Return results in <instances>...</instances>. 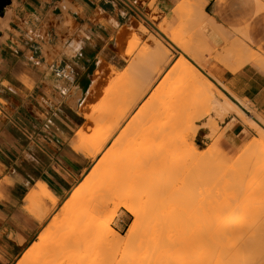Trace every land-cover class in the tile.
Listing matches in <instances>:
<instances>
[{
  "label": "rangeland",
  "instance_id": "rangeland-1",
  "mask_svg": "<svg viewBox=\"0 0 264 264\" xmlns=\"http://www.w3.org/2000/svg\"><path fill=\"white\" fill-rule=\"evenodd\" d=\"M130 1L122 0L123 4L132 11L135 16L133 21L137 24L123 25L118 35H113L110 39L116 40L114 49H117L122 60L121 68L118 69L104 60L101 66H97L98 70L101 68L99 71L96 68L97 72L95 70L85 72L92 74L93 83L87 93L79 91L76 104L74 102L76 106L74 107L81 116L79 121L82 124L78 132L84 134L82 146L88 147V142L96 136L100 127L121 120L126 112L123 109L124 107L127 109L132 103L131 96L135 92L136 84L145 72L153 81L147 93L153 101L148 106L149 109L144 107V100L140 101L121 121L118 131L105 143L100 152L94 158H89L90 166L78 177L72 187V189L75 187L81 189L78 200L72 199V189L60 200L51 196L46 185L30 191L35 203L42 204L41 202L44 201L45 206L40 215L31 213L35 215L40 225L25 250L30 246L33 247L42 238L50 237L47 233L52 232L51 227L55 218L59 216L63 204L67 205L69 213H73L69 218H64L62 232L67 230L69 232L72 228L74 232H69V235L75 234L77 240L73 244L63 242V246L58 245L59 248L52 246V252L55 253L51 252V256L46 260L48 263L44 264H107L108 262V264H167L173 261L176 263L186 258L184 247L192 240L194 232L201 231V227H203L201 231L203 237L207 231L205 238L212 237L210 240L221 241L222 237L216 235L214 220L220 213L219 209H225L230 205L231 188L243 177L241 176L244 175L243 172L247 175V169L248 171L257 169L251 174L259 175L260 173L256 171L260 170L261 165V169L264 168V133L259 129L260 127L245 114H238L253 129L251 139L238 141L234 146H226L228 140L233 141L222 126L233 112H239L234 109L227 110L228 113L214 111L205 94L199 91L196 84L175 72L173 65L182 57L180 50L173 46L156 27L158 22L165 24L166 31L173 33L178 39L194 47L199 46L210 60L206 70L211 71L214 80H217L215 72L217 65L221 64L227 69L236 70L234 58L233 60L228 58L224 48L226 45L229 48L230 46L236 48L239 43L235 40L234 33L217 23L214 17L206 12L209 0H164L163 4L161 0ZM263 2L261 0L260 9L264 8ZM16 6V1L12 2V5L7 7L9 11L6 14L12 13ZM61 13V16L52 14L50 21L61 30L68 31L71 36L74 33L73 20L63 7ZM4 15L1 16L4 24L2 31L8 27V18ZM148 15L156 21L148 20L145 17ZM140 24L146 27L147 33L139 29ZM240 32L243 36L244 32ZM151 35L162 40L163 49H168H166L168 51L166 59L159 60L155 55L157 52L148 43ZM43 36L48 39L46 31ZM242 40L243 38L239 42ZM244 42L243 40L240 44ZM56 48L57 55L62 51L73 54L69 48L64 50L60 45ZM81 73V70H77V75ZM95 73L99 74L95 75ZM96 91L98 92L95 94ZM222 97L226 95L223 94ZM94 106L98 107L97 109L112 111L110 117L93 121L82 116L84 110L94 109ZM151 108L155 109L154 112L150 110ZM147 112L148 115H152L148 117L151 120L147 118L149 121L146 119ZM137 119L142 122L137 124L135 121ZM114 137L116 141L113 140ZM183 140L187 141L185 148L178 146ZM193 146L196 147V151L192 150ZM262 177L260 174L259 178L264 181V174ZM260 183L263 184L262 181ZM262 193L259 194L263 197L257 194L259 196L252 198L250 203L264 210L262 208L264 192ZM0 198H3L2 194ZM126 203L137 210L141 219L140 232L132 238L127 236V232L135 217L125 208ZM30 205L32 209L37 208L34 204ZM31 208L27 209L28 212ZM123 215L127 225L118 231L115 222ZM210 220L213 221L211 229ZM109 228L120 235L109 233ZM213 234L218 238H213L215 237ZM222 239L223 243L227 240V242L231 241L228 238ZM202 253H205L203 248L199 254ZM19 258L13 264H16ZM224 263L234 264L230 261Z\"/></svg>",
  "mask_w": 264,
  "mask_h": 264
},
{
  "label": "crops",
  "instance_id": "crops-1",
  "mask_svg": "<svg viewBox=\"0 0 264 264\" xmlns=\"http://www.w3.org/2000/svg\"><path fill=\"white\" fill-rule=\"evenodd\" d=\"M11 5L8 0L3 10L8 27L5 33L0 30V37L6 35L0 38V264H13L40 225L27 210V194L46 185L60 200L90 166V159L71 145L82 124L73 102L78 90L87 93L93 83L85 72H94L104 60L121 68L116 40L110 39L135 19L122 0H18L6 15ZM62 7L74 23L71 36L50 21L52 14H62ZM207 7L217 23L264 56V8L258 0H209ZM58 45L73 54L57 55ZM255 67L248 63L232 71L219 64L215 72L222 92L245 116L262 121L264 70ZM222 128L233 141L226 146L250 140L253 133L237 112ZM126 225L124 215L116 219V230Z\"/></svg>",
  "mask_w": 264,
  "mask_h": 264
},
{
  "label": "bare ground",
  "instance_id": "bare-ground-1",
  "mask_svg": "<svg viewBox=\"0 0 264 264\" xmlns=\"http://www.w3.org/2000/svg\"><path fill=\"white\" fill-rule=\"evenodd\" d=\"M15 1L17 3V0H12V2H15ZM259 3L261 4V0L259 1ZM6 11H7L6 13H8L9 8L8 9L6 8ZM1 16H0V30L4 26L3 21L1 19L2 18ZM145 17L150 21H156V19L153 18L152 16L148 15ZM65 22H66V20H65ZM156 27L169 40V42H171V44H173V46L177 47L180 50V54L182 57L181 58L179 57L180 59L177 60L175 62V64L173 65V66H175V67H173L175 72H177L180 75L187 77L188 79L191 80V82L193 81L194 84H196V87L199 89V91H202L205 94L206 98L208 99V101L210 103V106L213 108L214 111H217V112L222 111L221 113H223V112H226L227 110L229 111V110L234 109V110L239 112L237 114H240V115L245 114L244 111L230 97H228L227 95H226V97H222V95L224 93H221L222 91L220 89V84L217 82V80H214L212 72L206 70V65L209 64L210 60L208 58H206L204 51L201 48H199V46L194 47V46L190 45L188 42L178 39L173 33L166 31L165 24L158 22ZM139 29H141V31L143 33H147V29L144 25H141V27ZM3 33H5V32L3 31ZM5 36L3 34L0 38L4 39ZM154 37L155 36L151 35V37L148 39V43H150V45L153 46V48L157 52L158 55L157 54H155V55L158 57V59L164 60L168 57V51H167L168 49L166 47L165 48L167 50L163 49L164 45L162 43V40H160L159 38H154ZM235 37H236L235 40L239 44H240V42L243 43V40L239 42V40H241L240 37H238L236 35H235ZM243 37H246L245 32H244ZM232 44H233V42H232ZM238 45H236V46L234 45L236 48H231V46L229 48V47H227V45L224 48L225 52L227 53L228 58H230V59L234 58V60L233 59L232 60L235 61L236 70H238L239 68H241L242 66H244L248 63L257 65V67H260L262 70H264V56L259 51H256L252 47L248 46V44L246 42H244V44H240V46L237 48ZM228 46H229V44H228ZM66 50H68V49H66ZM224 55H226V54H223V56ZM166 61H168V60H166ZM233 64H234V62H233ZM99 66H101V65H99ZM161 66H162V64H161ZM257 67H255V68H257ZM109 68H111V67H109ZM100 69L101 68H99V70ZM96 70H98V68ZM236 70L234 69V71H236ZM96 74H99V73H95V75ZM70 76H72V75H70ZM154 76H156V75H154ZM97 80H98V83H100L98 78H97ZM139 80L140 81L136 84L134 94L131 91V93L133 94L131 96V98H132L131 102L132 103L129 105V107L127 109H126V107H124L125 109H123V110H126V112L122 116L121 120L120 121L118 120L117 122L115 120L114 124L111 123L112 125L105 124L106 127H105V125L100 127V129L96 133V136L91 141L88 142L87 148H84L82 146L84 134L79 133L80 131L79 132L77 131V133H76V135H75V137L71 143L72 148L76 152L81 153L85 157L94 158L96 156V154L98 152H100V150L103 148L105 143L110 138H112L113 135H115V132L118 131V128L121 124V121L128 115L130 110L135 108L138 105V103L142 100H144V103H143L144 107L148 108V106L151 104V101H153L152 100L153 98H151V96L148 97L147 93L149 92L151 84L153 83V81L149 78L147 72L143 73L142 76H140ZM153 80H154V78H153ZM97 87H99V85H97ZM79 91L80 90H78L77 95L79 94ZM97 92L98 91H96L95 94ZM91 96H93V95H91ZM221 97L223 98V100L220 99ZM154 98L156 99V97H154ZM72 100H73V98H72ZM76 102H77V99H76ZM76 102H75V104H76ZM157 102H158V100H157ZM70 103L73 106L74 102L73 103L70 102ZM241 103H243V102H241ZM125 105H127V104H125ZM159 105H160V103H159ZM242 105H244V104H242ZM97 108L98 107H95L94 109H90L89 111L84 110L82 112V116L85 118H88L89 120H93V121H95V119H99V118L100 119L104 118V120H105V119H107L106 117H108V118L110 117L109 114H110V112L112 113V111H109V110L106 111V110L97 109ZM152 108H154V106ZM152 108L150 109L151 111L155 110V109L152 110ZM158 108H159V106H158ZM148 109H146V110L148 111ZM151 111H150V113H151ZM148 112L146 113L147 115L149 114ZM226 113H228V112H226ZM153 114H155V113H153ZM118 115H119V113H118ZM150 115L146 116V119ZM111 116H113V115H111ZM152 118H154V117H152ZM148 119H150V118H148ZM148 119H147V121H149ZM252 120L251 121L255 122L256 125L259 124L258 122L264 121V120L260 121L258 118H253ZM107 121H106V123H107ZM135 121L137 124L142 122L141 120L139 121V119H137ZM263 125H264V122H263ZM258 126H260V125H258ZM103 127H105V128H103ZM259 129L264 133V129L261 128V126ZM81 130H82V128H81ZM116 137H117V135H116ZM113 140H115V137L113 138ZM185 141L186 140H183L180 143L181 146L180 145H178V146L185 148V146H186L185 144H187L186 143L187 141L186 142ZM182 145H184V146H182ZM183 148H182V150H183ZM192 150L196 151V147L193 146ZM101 159H99V161ZM255 162H253V163H255ZM261 164H263V163H261ZM249 165H248V167L250 169ZM261 167H262V165H261ZM261 167H260V170H258V172L256 171V173H260L261 177H262V174H264V168L261 169ZM252 169H254V168H252ZM255 170H257V169H254V171ZM254 171L253 170L248 171V169H247V172H246L247 175L245 174V172H243L244 175L240 174L243 177L240 179L238 178L239 180L236 179L237 181L235 182V185H233L234 187L231 188L232 190H230V191H232L230 193L231 194V197H230L231 201L229 199L230 205L229 206L227 205L228 207H226V208L224 207L225 209H219L220 213L219 214L217 213L218 215L215 217V220L213 218V220L215 221L214 228L216 225L215 230H217L216 235H219L224 239L228 238L231 241L227 242L228 241L227 240L226 241L227 244H226V242L225 243L221 242V241H224L222 238H221V241H219V242L218 241L215 242L216 239L210 240V239H212L211 236H210L211 237L210 239H207V238H205L207 235V231L205 230L206 233L204 231L205 236L203 237V232H201L203 230L202 229L203 227H201V229L198 228L201 231L200 232L199 231L194 232L192 234V237H191L192 240L189 243H187L186 246L184 247V249L186 251V258L181 259L180 261H177V262L175 261L176 263H174V261H173V262H168L167 264H225L224 262H226V261L234 262V264L235 263L236 264H264V212H263L264 210L261 209V207H258L257 205L254 206L253 204H251L252 201H250L252 198H254V197L256 198V196L261 195L259 193L264 192V185H263L264 181L259 178L260 174L259 175L258 174H251ZM240 175H238V176H240ZM258 179H260L259 182H257ZM261 181L263 182V184L260 183ZM80 190L81 189H79L78 187H75L72 189L71 197L73 200H78V198H79L78 195H79ZM230 194H229V196H230ZM257 194H259V195H257ZM25 200L28 203L27 209H29V207L31 208L30 204H34V206L35 205L37 206V208L36 207H33V209L31 208L29 210V212L34 213L36 215H40V212L44 209V206H45L44 201L41 202L42 204L35 203L34 196L32 195L31 192H29L27 194ZM48 201L52 202L51 200H48ZM97 206L99 207V205H97ZM263 206H264V204H263ZM263 206H262V208H264ZM125 208L128 210V212H130L135 217L133 224L129 227L128 232H127V236L129 238H132L133 236L137 235L140 232V229H141L140 222H139V220H141L140 214L137 212V210L132 208L127 203L125 205ZM59 211H60L59 216L57 218H55L54 223L51 227L52 232L47 233L50 235V237L48 236V238H42L33 247L32 246L28 247L25 251H23L24 253L22 252V254H21L22 256L18 259L16 264H40L41 262L43 264L45 262L48 263L46 260L49 258V256H51V252H52V248H53L52 246H54V248L55 247L59 248V246H63L64 243H70V244L72 243L73 244L74 241L77 240L75 234L73 235V233H72V235L74 237L72 235H69V232H71V231L74 232V230H71L72 228L69 229V232H68V230H67V232L66 231L62 232L64 229L63 226L65 223V219L72 216L73 213H69L70 210H69V208H67L66 204L65 205L63 204ZM39 217L40 216H38V218ZM90 219L92 220V218H90ZM210 223L212 225L209 224L210 225V226L208 225L209 228L211 226L213 228V221L210 220ZM207 227H205V229H207ZM108 230H109V233H112L113 235H116V236L120 235L117 231H114L111 228H109ZM208 233H209V230H208ZM215 233H216V231H215ZM213 236H215V235L213 234ZM216 237L218 238V236H215L213 238H216ZM18 239H19V237H18ZM228 244H229V246H228ZM202 248H203V251L205 253L199 254V252ZM56 250L58 251V249H56ZM52 253L54 254L55 252H52ZM55 258H56V255H55ZM55 258H53V259H55ZM115 264H126V263H115Z\"/></svg>",
  "mask_w": 264,
  "mask_h": 264
},
{
  "label": "water",
  "instance_id": "water-1",
  "mask_svg": "<svg viewBox=\"0 0 264 264\" xmlns=\"http://www.w3.org/2000/svg\"><path fill=\"white\" fill-rule=\"evenodd\" d=\"M8 0H1L0 2V14H3L4 7L6 6Z\"/></svg>",
  "mask_w": 264,
  "mask_h": 264
},
{
  "label": "flooded vegetation",
  "instance_id": "flooded-vegetation-1",
  "mask_svg": "<svg viewBox=\"0 0 264 264\" xmlns=\"http://www.w3.org/2000/svg\"><path fill=\"white\" fill-rule=\"evenodd\" d=\"M0 2H1V0H0Z\"/></svg>",
  "mask_w": 264,
  "mask_h": 264
}]
</instances>
